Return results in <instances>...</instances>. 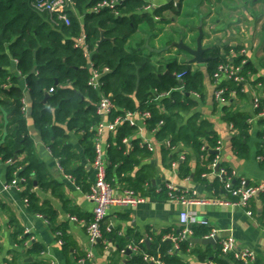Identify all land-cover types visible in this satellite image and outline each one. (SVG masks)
Here are the masks:
<instances>
[{"label":"crops","instance_id":"obj_1","mask_svg":"<svg viewBox=\"0 0 264 264\" xmlns=\"http://www.w3.org/2000/svg\"><path fill=\"white\" fill-rule=\"evenodd\" d=\"M173 1L178 3L179 0ZM165 3L150 0L152 9ZM163 15L154 27L146 23L141 24L137 33L128 41V49H138L143 55H149L152 61L157 63L156 66L166 73L169 72L168 65L174 61L191 64L194 71H202V90L185 91L194 104L185 102L186 107L176 111L180 115L179 126L186 127L191 121L197 127L203 121L211 122L213 132L222 142L220 163L224 168L235 171L237 185H240L242 180L248 185L264 182V162L257 160L259 149L262 147L260 132L263 129L252 107L253 96L261 88L259 83L264 86V0H183L179 15H174L170 10H165ZM200 38L203 48L206 49V57L214 47H240L241 53L256 69L254 75L244 74L247 81L242 89L228 92L226 102L217 99L216 90L221 85L227 89L232 88V80L228 75L223 74L216 80L214 74L209 73L207 63L194 62V57L182 48L185 44L196 49ZM90 56L91 53L87 52V57ZM89 66H93L91 61ZM10 72L20 76L17 85L25 95L23 99L27 102V109L23 112L29 136L33 140L31 151L20 154L18 160L26 167L32 154V157L43 165L47 181L57 184L55 188H44L36 182L32 191L39 197L41 205L47 202L46 209L56 213L55 225L65 228L68 245H59L60 236L53 230L48 215L40 217L30 210L27 198L23 196L28 180L24 178L25 181L20 182L19 189L14 186L4 188V185L9 183L5 175L7 163L3 162L0 156V264H24L27 261H35L38 264H77L87 254H92L89 264H127L129 257L120 252L116 241L104 236L98 243L92 244L87 233V223L93 216L94 208L88 195L95 172L92 166L94 158L86 151L84 133L66 130L65 144L69 146L71 155L66 166L61 167L49 143L42 139L35 127L30 109L28 83L26 77H21L17 60H13ZM10 79L9 77L8 84L11 86L13 83ZM2 98L0 95V99ZM2 110L5 111L3 107L0 108V122L8 117ZM160 110L167 112L164 105ZM134 113L136 114L132 117V123L138 128L132 136L124 138L122 143L125 146L124 153L134 155L136 162L128 171L120 172L118 168L122 163L115 162L110 169L111 182L116 195H122L126 189H133L144 201L136 207H110L102 224V232L104 234L114 230L119 235L126 236L131 229L140 234L146 246L150 247L155 236L163 235V238L172 240L180 231L179 213L183 207L160 193L163 186L173 183L181 192L195 191L198 200L222 201L232 197L226 193L217 177H203L202 170L212 167V162L207 161V156L199 155L192 145L183 141H177L176 144H171L169 139L157 141L154 128L148 126L147 118L138 112ZM229 114H242L251 124V139L246 154H240L233 146L232 139L236 131L233 134L229 128ZM103 118L102 122H113L116 119H111L110 116ZM116 131H105L100 136L101 144L106 147L107 152L110 148L120 149ZM2 138L3 143L8 141V133ZM201 140L208 144L205 137ZM145 141H151L155 150L150 151L143 146ZM167 142L170 145H167ZM182 156L185 159L182 160ZM189 210L196 212L200 221L208 223L195 227L207 228L210 231V234L204 237H193L206 238L216 233L220 235V240L216 244L191 243V247L183 256V264H220L217 260L221 250L220 242L227 237L234 238L238 250L253 252L256 261L264 264L262 195L252 198L248 208L195 204L190 205ZM33 240L44 247L40 254L30 255L27 252ZM149 261L152 260L149 258Z\"/></svg>","mask_w":264,"mask_h":264},{"label":"trees","instance_id":"obj_2","mask_svg":"<svg viewBox=\"0 0 264 264\" xmlns=\"http://www.w3.org/2000/svg\"><path fill=\"white\" fill-rule=\"evenodd\" d=\"M104 1L110 0H72V5L67 7L70 17V24L67 25L58 20H55V23L47 12L36 10L33 0H0V34H3L0 39V95L3 96L0 99V108L3 107L5 111L2 110V113L8 116L0 122V156L3 162L11 161L7 163L5 170L6 179L11 182L18 174L28 180L23 196L27 198L30 210L38 215H48L53 230L61 233L60 239L65 246L68 245L65 228L55 225L56 213L46 209L47 202L41 205L39 197L32 191L36 182L44 188H55L57 184L47 181L43 165L33 158L32 154L26 167L18 160L20 154L31 151L33 140L29 136L23 112L25 95L17 85L20 76L10 72L13 60H17L21 77H26L28 83L30 109L35 127L42 139L49 143L61 167L66 166L71 155L69 146L65 144L66 130L83 132L86 151L91 158L95 157L93 137L96 134V126L104 119L97 112L101 95L110 96L112 100L113 111L109 115L111 119L127 113L150 111L151 116L147 123L151 129H156L158 124L163 122L159 129L154 131L157 141L169 139L171 144L183 141L192 145L199 155L207 156L209 163H213L220 155L211 151H216L219 140L212 130L211 122L203 121L197 127L191 121L186 127H181L180 115L176 112L186 107L185 102L194 104L185 91L202 90L203 72L194 71L191 64L174 61L168 65L169 72L166 73L156 66L149 55L127 47L128 41L137 33L141 24L146 23L154 27L164 17L165 10L179 15L183 0L178 3L173 0H158L166 3L149 10L145 8L150 4V0H120L112 8L103 7L96 11L95 8ZM82 34L86 35L87 49L76 46L77 39ZM102 35L105 38L103 41ZM87 52L91 53L90 58L87 57ZM207 57L210 74H214L220 65L229 61L241 66L244 74H256L254 65L248 62L240 47H214ZM90 61L93 63L92 67L89 66ZM93 70L101 74V91H96L89 85ZM179 74L184 75L182 81L177 78ZM9 77L13 83L11 86L8 84ZM231 83L232 88H226V97L231 90L240 91L244 84L234 81ZM182 84L185 85L184 92L177 90ZM162 105L167 112H161ZM228 122L229 125L233 124L236 130L232 139L234 148L240 154H246L249 151L251 124L242 114H229ZM259 123L262 126L264 120ZM137 128L131 119L116 129L117 145L120 149L110 148L107 152L110 158L107 169L110 181V169L115 162L122 163L118 172L128 171L136 162L134 155L124 153L125 146L122 142L124 138L132 136ZM7 133L9 140L3 143L2 137L7 136ZM203 137L208 140V144L202 142ZM260 137L262 147L259 154L264 146V130L260 132ZM226 169L229 174L232 173V170ZM209 170L210 168L206 167L202 171L206 173ZM235 177L232 182L237 185L238 180ZM160 193L166 198L170 197V191L165 186ZM262 215L264 217V211ZM192 229L193 235L196 236L204 237L210 234L207 228L194 226ZM104 236L116 241L120 252L124 254L127 249L133 248L128 255L127 264H152L145 256L160 260L164 264H183V256L191 247L189 240L182 241L180 249L173 251V240L163 238V235L155 236L151 246L147 247L142 236L131 229L126 236L119 235L114 230L104 232L103 238ZM31 243L27 250L30 255L44 251V247L37 241L33 240ZM217 260L220 264H247L231 254H223L221 250ZM24 264L38 263L27 261ZM250 264L262 263L255 261Z\"/></svg>","mask_w":264,"mask_h":264},{"label":"built area","instance_id":"obj_3","mask_svg":"<svg viewBox=\"0 0 264 264\" xmlns=\"http://www.w3.org/2000/svg\"><path fill=\"white\" fill-rule=\"evenodd\" d=\"M120 0H110L104 1L95 8L97 11L103 7H114ZM72 5V0H33V6L39 12H47L51 16V19L55 22V20L64 22L65 24H70V17L67 14V7ZM152 8V4L146 6L145 10H149ZM56 16V17H55ZM159 20V18H156ZM77 47H86V35L82 34L77 39L76 42ZM226 74L230 78V80L235 83H244L246 77L241 70V66L234 65L231 61L228 63L222 64L218 67L217 71L214 73V77L216 80H219L220 77ZM183 74L177 75V78L182 81ZM101 74L98 71L92 72V77L89 81V85H91L96 91H101V82H100ZM260 91L253 96L252 107L256 111L257 119L264 120V86L262 83H259ZM177 90L184 92L185 85H180ZM53 89L50 90L52 92ZM226 88L218 87L216 90V97L218 100L222 102H226L228 99L225 96ZM24 107L23 110L27 109V102L23 100ZM113 111V103L110 96L101 95L100 102L98 104L97 112L99 115L103 117L109 116ZM136 113H127L124 116L116 117L113 122H101L96 126V134L93 137L94 149H95V157L92 161V166L95 172V179L92 183L91 191L88 195L89 200L94 205L93 208V216L91 220L87 223V233L89 235L90 242L92 244L98 243L103 238L102 233V224L104 223L108 211L112 206H122V207H136L139 204L143 203L144 199L141 195H139L133 189H126L122 195L118 196L114 193L113 184L108 179V155L107 150L104 145L101 144L100 136L105 131H115L122 123L125 121H129ZM143 114L147 119L151 116L150 111H145ZM163 122L161 121L158 124V127L161 126ZM154 129L158 130L159 128ZM231 132L235 133V128L233 124L229 125ZM262 129L264 130V124L262 125ZM170 145L169 142L166 143ZM143 146H146L150 151H154L155 147L151 141L143 142ZM216 150L221 153L222 150V142L218 141V145ZM181 159H185L184 156ZM257 160L260 162L264 161V146L262 148V153L257 156ZM11 161L8 160L7 163ZM220 163V155L216 157L214 162L212 163V167L210 171L203 174V177L208 178L210 175H214L219 179V181L223 184V187L228 195L232 198L223 199L222 201H211V200H198L196 199L197 193L192 191H183L177 188L173 183H168L165 187L170 191V199L181 204L183 209L179 213V225L180 231L179 234L175 237H172L174 242L173 251L180 249V243L182 241H187L190 237L193 236V227L195 225H207L206 221H200L196 212L189 210L190 205L195 204H214L221 206H231V207H244L248 208L249 202L252 198L262 195L264 199V182L259 183L257 185H248L245 181H241L240 185L233 184V177L236 176L235 171H232L231 174L224 167H219L217 169L218 164ZM177 164V161L174 163ZM2 178V172L0 170V179ZM25 179L19 176H16L11 182L4 185L5 189H8L11 186L20 188V182H24ZM150 186V184H147ZM250 214V212H248ZM42 217V215H39ZM73 220H77L76 217H72ZM59 236L60 232L57 233ZM217 235L216 233H212L210 236L214 237ZM33 238V237H32ZM60 246H63L64 242L62 239L58 240ZM221 251L223 254H231L236 259L241 260L247 264L255 263L256 255L253 252L248 250H238L236 247V241L232 237H227L221 240ZM130 249H133L130 247ZM92 254H87L86 257L80 259L77 264H89L90 258ZM145 259H149L148 256H145ZM155 264H164L162 261H156L154 258H150ZM54 264V263H53Z\"/></svg>","mask_w":264,"mask_h":264},{"label":"water","instance_id":"obj_4","mask_svg":"<svg viewBox=\"0 0 264 264\" xmlns=\"http://www.w3.org/2000/svg\"><path fill=\"white\" fill-rule=\"evenodd\" d=\"M3 38V34H0V39ZM104 40V36H102L101 41ZM182 48L186 51H188L194 58L193 61L196 63H206L209 60V57H206V49L202 46L201 38L198 40V47L196 49H193L189 47L188 45H182ZM168 72V71H167ZM212 153H219V151H212ZM220 164H218L217 169H219ZM220 240V235H215L214 237H206V238H197V237H190L189 241L192 244H216ZM149 241L147 240V245H149ZM132 250L129 248L125 251L126 255H130ZM155 264V263H152Z\"/></svg>","mask_w":264,"mask_h":264},{"label":"rangeland","instance_id":"obj_5","mask_svg":"<svg viewBox=\"0 0 264 264\" xmlns=\"http://www.w3.org/2000/svg\"><path fill=\"white\" fill-rule=\"evenodd\" d=\"M157 64V63H156Z\"/></svg>","mask_w":264,"mask_h":264}]
</instances>
